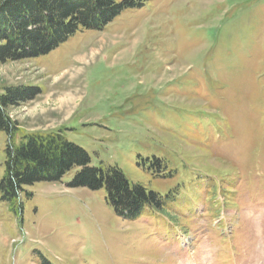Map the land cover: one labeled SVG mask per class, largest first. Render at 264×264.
<instances>
[{
	"label": "rangeland",
	"instance_id": "374dc122",
	"mask_svg": "<svg viewBox=\"0 0 264 264\" xmlns=\"http://www.w3.org/2000/svg\"><path fill=\"white\" fill-rule=\"evenodd\" d=\"M12 87L40 90L8 107L15 144L63 131L171 200L119 216L106 187L69 186L78 166L23 185L18 205L0 188V264H264V0H146L0 60ZM9 142L0 128V185Z\"/></svg>",
	"mask_w": 264,
	"mask_h": 264
},
{
	"label": "trees",
	"instance_id": "16d2710c",
	"mask_svg": "<svg viewBox=\"0 0 264 264\" xmlns=\"http://www.w3.org/2000/svg\"><path fill=\"white\" fill-rule=\"evenodd\" d=\"M145 1L0 0V60L47 54L81 27L102 29L123 10L141 6ZM39 92V89L12 87L0 93V128L10 137L6 172L0 185L5 199L18 205L23 185L59 181L78 166L81 170L69 186H86L92 190L106 187V200L119 216L136 219L148 206L162 209L171 200L170 193L163 194L130 181L119 166H92L89 153L69 141L63 131L26 133L15 144L20 127L8 107L32 99ZM161 165L162 159L155 157L153 169L162 171Z\"/></svg>",
	"mask_w": 264,
	"mask_h": 264
}]
</instances>
